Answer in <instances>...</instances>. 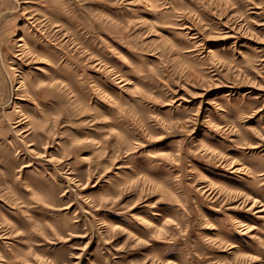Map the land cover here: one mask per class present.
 <instances>
[{"label": "rangeland", "instance_id": "obj_1", "mask_svg": "<svg viewBox=\"0 0 264 264\" xmlns=\"http://www.w3.org/2000/svg\"><path fill=\"white\" fill-rule=\"evenodd\" d=\"M0 264H264V0H0Z\"/></svg>", "mask_w": 264, "mask_h": 264}]
</instances>
